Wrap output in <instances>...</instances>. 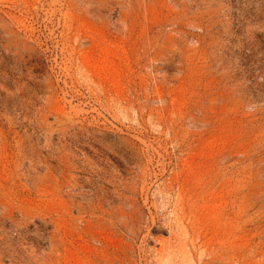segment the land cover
<instances>
[{"label": "rangeland", "instance_id": "374dc122", "mask_svg": "<svg viewBox=\"0 0 264 264\" xmlns=\"http://www.w3.org/2000/svg\"><path fill=\"white\" fill-rule=\"evenodd\" d=\"M0 264H264V0H0Z\"/></svg>", "mask_w": 264, "mask_h": 264}]
</instances>
